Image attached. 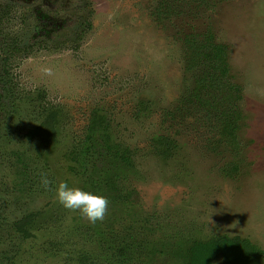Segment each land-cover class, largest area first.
Listing matches in <instances>:
<instances>
[{
    "label": "rangeland",
    "instance_id": "374dc122",
    "mask_svg": "<svg viewBox=\"0 0 264 264\" xmlns=\"http://www.w3.org/2000/svg\"><path fill=\"white\" fill-rule=\"evenodd\" d=\"M160 1L0 0L8 34L29 37L32 8L57 25L46 47L5 62L21 105L0 118V264H108L98 238L112 232L143 239L145 264H183L193 240L222 234L250 239L264 264V0ZM159 4L168 16L156 14ZM203 32L226 45L227 77L240 88L235 138L222 123L208 129L187 101L200 70L186 63V35ZM5 48L0 41V66ZM94 122L100 144L77 161L71 150ZM40 124L42 136L30 137ZM104 136L118 157L104 151ZM163 136L175 144L167 154L156 144ZM19 155L32 186L19 188ZM111 171L124 197L105 184ZM60 180L107 196L104 220L60 205Z\"/></svg>",
    "mask_w": 264,
    "mask_h": 264
},
{
    "label": "trees",
    "instance_id": "16d2710c",
    "mask_svg": "<svg viewBox=\"0 0 264 264\" xmlns=\"http://www.w3.org/2000/svg\"><path fill=\"white\" fill-rule=\"evenodd\" d=\"M161 5H165L163 0L160 1ZM156 9V14L162 16V14L168 16L171 8L167 7L164 10L160 7ZM190 39L188 40V49H186V63L190 70H200L196 76V85L194 90L191 89L188 93L187 101L192 103H198V110L202 112L203 120L206 121L208 129L218 130L220 123H222L221 132L227 136V139L235 138V132L238 127V120L240 118L239 106L236 103L237 99L241 97L238 85H234L229 81L227 72V57H226V45L218 42L214 39V35L210 32L203 33H190L186 35ZM202 36L203 39H198ZM21 41L15 40L12 45L7 43V52L15 54V52L21 51ZM8 56L5 57L7 59ZM200 64L201 68L198 66ZM6 72V70H5ZM225 77L224 80L220 77ZM11 83L10 79L0 81V114L5 110V106L11 105L17 98L16 86L13 88L8 86ZM222 86L224 88H222ZM225 89V91H223ZM10 94L11 99L7 96ZM223 94L220 98L219 95ZM223 106V107H222ZM40 114L46 113L47 105H40ZM14 109V108H13ZM44 112V113H43ZM13 115H15L12 112ZM215 120V121H213ZM217 125H216V124ZM89 128L83 139L79 140L73 146L71 155L77 160H88L91 158L92 153L96 150V147L100 144V141L95 140V133L98 130L97 123L94 122ZM215 124V125H213ZM211 125V127H210ZM42 126H37L29 131V136L41 135ZM106 138V139H105ZM233 141V140H232ZM104 151L111 157L115 158L120 154V149L116 146L113 148L109 145L110 139L108 136L103 137ZM157 146L162 145L161 150L163 154H167L175 146L174 140L161 137L156 141ZM88 154V155H87ZM21 155H19L20 157ZM85 156H88L86 158ZM120 163L128 165V159L125 156L121 157ZM24 164V163H23ZM25 167V171H28V167ZM230 169L234 172L236 165H232ZM25 174V173H24ZM112 174V171H111ZM115 174L111 177L106 176L105 184L111 186L114 191H118L117 197H124L122 190L116 189V184H120L119 177L122 175ZM97 180L92 181L94 188L98 187L99 182ZM121 185V184H120ZM124 195V196H122ZM113 237H99L98 241L101 247L105 250V259L108 264H145L140 260L141 252L145 248V243L140 237H124L122 232H112ZM124 234H128L124 232ZM263 251L260 250L254 243L248 238H242L239 236H229L227 234L217 235L208 239L193 240L189 246L185 247L182 257L183 264H212V261L218 255H222L227 264H257L262 256ZM88 258V256H86Z\"/></svg>",
    "mask_w": 264,
    "mask_h": 264
},
{
    "label": "flooded vegetation",
    "instance_id": "af4514ba",
    "mask_svg": "<svg viewBox=\"0 0 264 264\" xmlns=\"http://www.w3.org/2000/svg\"><path fill=\"white\" fill-rule=\"evenodd\" d=\"M28 1L30 2V0H28ZM31 10L33 11V14H34L33 16L36 18L37 24H34L32 26L33 27L32 28V32L30 33L29 37H27L26 39L24 38V36H21V35H14V33H9L10 34L9 35L8 32L6 33L5 28H2V26H3V24H6L7 21H8V13H3L2 14L1 11H0V41L6 45V48H5L6 51H7V48H9V47H7V43L8 42H10L13 45L15 40L18 41V44H19V41H21V44H20L19 47L22 50L18 51V52H15V54H12V55L7 52L6 56H8V58L5 59L6 56L4 55L3 56V60H2V61H4V63H3L4 65L0 66V68H2L4 70L2 73H0V81H2V80L3 81H5V80L7 81V80L10 79L11 83H9L8 86H10L12 88L14 86H16V83L12 80V77L10 76L9 72L7 71V69H5V62L7 64L8 61L10 59H12V56L20 54V52L28 54L29 52H32V50L35 49V47H37V48L46 47L47 46L46 43L50 39H52V37H50V36L53 35L52 29L57 27L56 23L53 20L52 21L54 23L49 22L48 25L44 26L43 22L48 20V17H49L48 13H43L41 11H37V8H34V9L32 8ZM49 21H51V20H49ZM42 23H43V25H42ZM24 56H26V55H24ZM5 70H6V72H5ZM17 94H18V92L16 91L15 98H17ZM7 97L12 100L10 94ZM20 105H21V102L20 101L18 102V101L15 100L10 105L11 107H9L8 105H7V107L5 106L4 107L5 110L1 111L2 113L0 114V118H1L2 115L7 116V115L12 114V112L14 114H16L17 111L19 110ZM39 126L43 127L42 124H40ZM23 156H20V157L18 156V158H17L18 163L21 166L19 171H17V176L19 177L18 185H20L19 188L22 187V186H32L31 185L32 183H34V182L36 183L37 182L36 178L33 179V176L31 178L30 165L26 161H24V159H26V158H24ZM24 166L28 167V171L24 170L25 169ZM35 176H37V175H35ZM16 227L19 228L18 226H16Z\"/></svg>",
    "mask_w": 264,
    "mask_h": 264
},
{
    "label": "clouds",
    "instance_id": "9594fccd",
    "mask_svg": "<svg viewBox=\"0 0 264 264\" xmlns=\"http://www.w3.org/2000/svg\"><path fill=\"white\" fill-rule=\"evenodd\" d=\"M40 179L45 188L51 183L44 173H41ZM54 196L65 209L78 212L92 224L104 220L109 206L107 196L70 184L67 180H60L56 183Z\"/></svg>",
    "mask_w": 264,
    "mask_h": 264
}]
</instances>
